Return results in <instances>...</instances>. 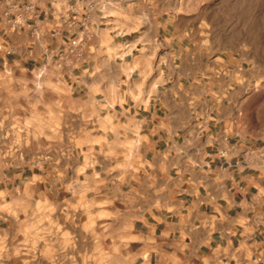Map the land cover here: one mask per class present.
<instances>
[{
  "label": "crops",
  "instance_id": "0c3cea01",
  "mask_svg": "<svg viewBox=\"0 0 264 264\" xmlns=\"http://www.w3.org/2000/svg\"><path fill=\"white\" fill-rule=\"evenodd\" d=\"M43 9L0 0V75H62L80 145L45 158L0 143V246L33 205L95 202L125 264H264V141L243 118L245 63L191 46L167 21L142 51L141 31H109L92 11L94 35L67 68L68 31Z\"/></svg>",
  "mask_w": 264,
  "mask_h": 264
},
{
  "label": "rangeland",
  "instance_id": "374dc122",
  "mask_svg": "<svg viewBox=\"0 0 264 264\" xmlns=\"http://www.w3.org/2000/svg\"><path fill=\"white\" fill-rule=\"evenodd\" d=\"M138 1L137 9L128 4L107 6L108 30L141 31L144 38L139 41L145 51V31L154 32L155 22L161 29L167 21L170 30L187 32L191 46L244 62L253 81L244 92L249 100L243 118L252 124L254 138L264 141V0ZM67 98L59 73L21 77L2 73L0 143L18 153L45 158L58 146L80 145L81 135L73 131L80 121L71 117ZM100 207V203L85 202L61 212L53 206L33 205L25 228L0 246V264H125L117 232L103 229L106 215L99 212Z\"/></svg>",
  "mask_w": 264,
  "mask_h": 264
},
{
  "label": "built area",
  "instance_id": "2783aa9c",
  "mask_svg": "<svg viewBox=\"0 0 264 264\" xmlns=\"http://www.w3.org/2000/svg\"><path fill=\"white\" fill-rule=\"evenodd\" d=\"M44 3L42 14L51 17L56 28H66L68 38L63 43L62 51L58 55V61L64 66L76 64L82 57L86 46L94 35L89 23V15L92 11H98L102 17H107L105 9L109 5L132 4L138 0H35ZM31 5L24 7V12L29 11ZM79 10L84 11L79 13Z\"/></svg>",
  "mask_w": 264,
  "mask_h": 264
}]
</instances>
